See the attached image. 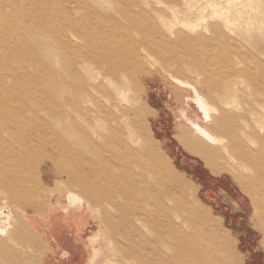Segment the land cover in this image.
Instances as JSON below:
<instances>
[{
	"label": "rangeland",
	"instance_id": "obj_1",
	"mask_svg": "<svg viewBox=\"0 0 264 264\" xmlns=\"http://www.w3.org/2000/svg\"><path fill=\"white\" fill-rule=\"evenodd\" d=\"M65 251L264 264V0H0V264Z\"/></svg>",
	"mask_w": 264,
	"mask_h": 264
},
{
	"label": "crops",
	"instance_id": "obj_2",
	"mask_svg": "<svg viewBox=\"0 0 264 264\" xmlns=\"http://www.w3.org/2000/svg\"><path fill=\"white\" fill-rule=\"evenodd\" d=\"M61 239L72 240L71 242H74L73 240H76L77 238L75 236L67 235V236H62V237L59 236L53 240H45L44 242L47 246L49 245V247L52 248L51 245H54L56 243H60ZM68 242H70V241H68ZM75 242H78V241H75ZM64 253H65V256L56 260L52 256L49 258L48 257L49 253L44 252V255H43L44 259H42L43 260L42 264H53V262H57L58 264H72L75 261V259L71 257V255L68 251H65ZM48 258H49V260H48Z\"/></svg>",
	"mask_w": 264,
	"mask_h": 264
},
{
	"label": "bare ground",
	"instance_id": "obj_3",
	"mask_svg": "<svg viewBox=\"0 0 264 264\" xmlns=\"http://www.w3.org/2000/svg\"><path fill=\"white\" fill-rule=\"evenodd\" d=\"M90 99H91V98H90ZM194 152H197V151H194ZM199 154H200V155H203V154L200 153V152H199ZM195 250H196V249H195ZM197 250H198V249H197ZM192 251H193V250H192ZM217 252H218V251H217ZM210 253H212V252H210ZM210 253H209V254H210ZM215 254H216V253H215ZM197 255H198V254H197ZM197 255H196V256H197ZM205 259H206V258H205ZM206 264H207V263H206Z\"/></svg>",
	"mask_w": 264,
	"mask_h": 264
}]
</instances>
